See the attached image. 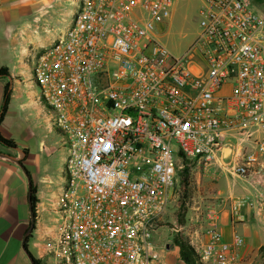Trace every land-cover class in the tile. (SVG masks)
<instances>
[{
	"label": "built area",
	"instance_id": "obj_1",
	"mask_svg": "<svg viewBox=\"0 0 264 264\" xmlns=\"http://www.w3.org/2000/svg\"><path fill=\"white\" fill-rule=\"evenodd\" d=\"M201 1L180 57L157 39L173 0H74L68 29L36 53L32 80L67 152L59 264H159L150 239L184 166L202 174L228 133L259 138L237 177L264 155V13ZM206 235L190 242L200 264H243L241 236Z\"/></svg>",
	"mask_w": 264,
	"mask_h": 264
},
{
	"label": "crops",
	"instance_id": "obj_2",
	"mask_svg": "<svg viewBox=\"0 0 264 264\" xmlns=\"http://www.w3.org/2000/svg\"><path fill=\"white\" fill-rule=\"evenodd\" d=\"M74 7V0H0V24L5 26L11 50H18L8 62L10 66H1L8 68L9 75L0 77V109L6 84L8 106H16L13 132L8 136L0 132L15 145L5 147L9 160L0 159V264L60 261L55 243L61 224L58 198L65 184L67 152L62 135L51 127L49 111L39 99L32 80L35 61L29 67L27 53L50 46L57 39L53 31L64 33ZM7 113L8 107L0 127ZM257 139L226 135L216 162L209 163L201 174L211 191L209 204L190 219L187 234L191 244L206 242L210 229L225 241L238 234L244 240L243 264H264L260 253L264 247V155L258 156L247 178L233 173L235 165L254 152ZM31 188L36 197L34 212Z\"/></svg>",
	"mask_w": 264,
	"mask_h": 264
},
{
	"label": "rangeland",
	"instance_id": "obj_3",
	"mask_svg": "<svg viewBox=\"0 0 264 264\" xmlns=\"http://www.w3.org/2000/svg\"><path fill=\"white\" fill-rule=\"evenodd\" d=\"M252 8L260 13H264V0H250ZM201 0H173V7L168 20L162 25V29L157 33V39L164 45L167 50L174 56L180 57L189 50L195 43L199 29V9L201 7ZM76 6L74 7V11ZM73 10V8H71ZM13 26V25H12ZM61 28V27H60ZM53 30H55L53 28ZM52 34L58 38L62 32L53 31ZM34 50V49H32ZM18 50H11L9 47V40L7 38V31L5 26L0 24V67L5 66L9 61H12V57L16 55ZM37 52H28L27 65H31L32 60L36 58ZM2 68V67H1ZM0 68V69H1ZM7 72L4 76L9 75ZM22 79V78H21ZM20 79V80H21ZM5 88L9 91V85L6 84ZM5 90V89H4ZM38 90V89H37ZM229 86L220 91L221 95H225L229 92ZM16 106H8V113L5 121L0 127V132L4 136H8L10 132H13L15 127V112ZM256 137V136H253ZM0 153L6 154L5 146H0ZM206 182L202 180L201 174H196V171H191L190 174V188L191 196L188 200V208L185 215L187 223L180 227L176 220V212L179 206L180 191L174 190V199L171 205L168 206L166 214L162 218V222L158 225L156 233L152 235L150 244L156 247L157 251L161 255V261L159 264H183L175 250L172 238L175 233H181L188 238L187 234H190V219L195 213H200L206 209L210 201V188L206 186ZM189 223V224H188Z\"/></svg>",
	"mask_w": 264,
	"mask_h": 264
},
{
	"label": "trees",
	"instance_id": "obj_4",
	"mask_svg": "<svg viewBox=\"0 0 264 264\" xmlns=\"http://www.w3.org/2000/svg\"><path fill=\"white\" fill-rule=\"evenodd\" d=\"M6 68L2 67L0 69V77L6 74ZM10 94L8 89L5 88L3 101L0 109V124L3 121V118L6 114L8 103H9ZM0 144L7 148H14L15 145L11 140H7L3 138L0 134ZM177 189L180 191L179 197V206L176 212V220L180 227H183L187 221L185 220V215L188 206V200L191 196V188H190V170L187 166H184L180 178L177 184ZM31 204L32 210L34 212V206L36 203L35 190L31 188ZM174 246L178 249V256L180 261L183 264H200L198 262V258L194 248L190 245V242L187 237L183 236L181 233H175L172 238ZM261 256L264 261V247L260 249ZM33 264H41L38 260H33Z\"/></svg>",
	"mask_w": 264,
	"mask_h": 264
},
{
	"label": "water",
	"instance_id": "obj_5",
	"mask_svg": "<svg viewBox=\"0 0 264 264\" xmlns=\"http://www.w3.org/2000/svg\"><path fill=\"white\" fill-rule=\"evenodd\" d=\"M0 159H6V160H9L10 157H9L8 155H5V154L0 153ZM29 195H30V192H29Z\"/></svg>",
	"mask_w": 264,
	"mask_h": 264
}]
</instances>
